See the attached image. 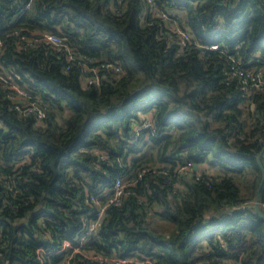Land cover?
<instances>
[{
	"label": "trees",
	"instance_id": "obj_1",
	"mask_svg": "<svg viewBox=\"0 0 264 264\" xmlns=\"http://www.w3.org/2000/svg\"><path fill=\"white\" fill-rule=\"evenodd\" d=\"M155 1L185 45L146 0H0V264H264V88L230 57L264 79V0ZM117 178L128 194L75 251Z\"/></svg>",
	"mask_w": 264,
	"mask_h": 264
},
{
	"label": "built area",
	"instance_id": "obj_2",
	"mask_svg": "<svg viewBox=\"0 0 264 264\" xmlns=\"http://www.w3.org/2000/svg\"><path fill=\"white\" fill-rule=\"evenodd\" d=\"M117 1L119 3H122L124 0H117ZM146 2L150 6L152 17L161 19V21H163L162 24L169 26V28L173 31V33L181 37L182 42L180 43L182 46L185 45L188 41H190L193 38L192 35L188 31L182 29L179 26L178 18L175 17V15H171L170 13L160 11L155 0H146ZM43 40L46 43L51 44L57 52H61L63 54L65 53V56H67V60L69 62H78V63L80 62L79 59H81V56L79 55L77 50L72 48L70 45H68L63 37L57 34H54V33H47V34H44ZM208 48L213 49V50H218L220 46L218 44H212L208 46ZM230 57L232 59V62L234 63V65L232 66V70H233L232 76L233 77H238L245 86L250 87L252 89L261 90L262 88H264L263 86L264 79H263L262 70L260 71L244 70L241 59H237L234 56H230ZM84 58L89 59L88 61L91 62V59L89 57H84ZM102 66L103 67H100V68H98L97 66L91 68V71H93L94 73L93 75L96 78L89 77L87 79V81H89L88 83L94 82V80L96 83H100L99 77H100L101 68H104L107 70L110 68H114V70L117 73L122 72V69L118 65L108 64V65H102ZM0 78H2V80L5 83H8L9 79L4 77L3 75L0 74ZM17 91L19 95L22 96L24 99L29 98V94L26 93L23 89L17 87ZM23 111L26 113L37 112L39 120H43L45 117L44 111H42L39 107H34V106L29 105V107L26 109H23ZM150 127L152 128L151 121L146 120L144 125L141 128H150ZM188 166L191 167V164H188L186 166V169L188 168ZM126 186L127 184L124 178H117L115 180V182L113 183V187H112V196L108 198V201L106 204H103L102 206H100V208L97 211L96 218L90 221L87 231L79 237L78 239L79 244L75 248V251L77 252L80 251L83 244L86 241H88L89 238L97 231L99 225L101 224L102 218L105 214L106 207L111 204L119 205L121 203L122 198L128 194V191L126 190ZM67 246H69L70 248L73 247L70 243H66L65 247ZM66 264H69V262H67ZM112 264H151V261H148V260L139 261L138 259L133 258V257H118V258H114ZM234 264H238V263H234Z\"/></svg>",
	"mask_w": 264,
	"mask_h": 264
},
{
	"label": "rangeland",
	"instance_id": "obj_3",
	"mask_svg": "<svg viewBox=\"0 0 264 264\" xmlns=\"http://www.w3.org/2000/svg\"><path fill=\"white\" fill-rule=\"evenodd\" d=\"M120 77H121V75H120ZM89 77H86L85 79V81H84V84L87 82V79H88ZM249 108L251 109V110H254V108H255V106H254V104H250L249 105ZM146 115H148L147 113L145 114V113H143L142 114V118H144ZM146 121V120H145ZM138 127V126H137ZM141 127H142V125H141ZM140 147L141 148H144V154H146L147 153V155L148 154H150L149 155V158L151 157L152 158V160H154L152 163H155L156 161H158V156H157V154H156V151H155V153L154 154H152V145L150 144V143H146V144H140ZM144 154H142V155H144ZM102 155L104 156V159L106 158V155L104 154V153H102ZM139 157L140 158H142V157H144V156H141V155H139ZM138 157V158H139ZM129 177V175H127V177H126V179ZM150 218H151V220L153 221V224H154V226L155 227H157L159 230H161V231H163V232H167V230L169 229V227H170V223L168 222V221H166V220H163V219H161V218H159L157 215H155V214H152L151 216H150Z\"/></svg>",
	"mask_w": 264,
	"mask_h": 264
},
{
	"label": "water",
	"instance_id": "obj_4",
	"mask_svg": "<svg viewBox=\"0 0 264 264\" xmlns=\"http://www.w3.org/2000/svg\"><path fill=\"white\" fill-rule=\"evenodd\" d=\"M197 168H198V164H194L193 169L196 170ZM263 183H264V178H263L262 183H261V188H262ZM259 199H260V190H259V193L257 196V200H259ZM256 208H257V211L261 214L260 208H259V202L256 204ZM6 264H9V262H7Z\"/></svg>",
	"mask_w": 264,
	"mask_h": 264
}]
</instances>
